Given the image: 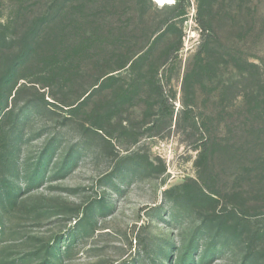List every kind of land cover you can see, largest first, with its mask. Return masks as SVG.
<instances>
[{
  "label": "rangeland",
  "instance_id": "374dc122",
  "mask_svg": "<svg viewBox=\"0 0 264 264\" xmlns=\"http://www.w3.org/2000/svg\"><path fill=\"white\" fill-rule=\"evenodd\" d=\"M174 1L0 0V264H264V0Z\"/></svg>",
  "mask_w": 264,
  "mask_h": 264
},
{
  "label": "trees",
  "instance_id": "16d2710c",
  "mask_svg": "<svg viewBox=\"0 0 264 264\" xmlns=\"http://www.w3.org/2000/svg\"><path fill=\"white\" fill-rule=\"evenodd\" d=\"M180 2H181V0H175L174 4L175 3L178 4ZM172 4H173V2L169 3V4H166V5H172ZM164 5H162V6H164ZM197 23H198L199 28H200L201 37H203V35L206 34L207 31H208V26H207L206 22L204 20L200 19V18H197ZM205 149H207V148L205 147Z\"/></svg>",
  "mask_w": 264,
  "mask_h": 264
},
{
  "label": "bare ground",
  "instance_id": "6f19581e",
  "mask_svg": "<svg viewBox=\"0 0 264 264\" xmlns=\"http://www.w3.org/2000/svg\"><path fill=\"white\" fill-rule=\"evenodd\" d=\"M154 1H156L159 5H164V4L172 3L174 0H154Z\"/></svg>",
  "mask_w": 264,
  "mask_h": 264
}]
</instances>
